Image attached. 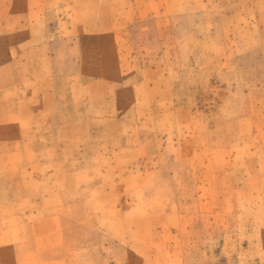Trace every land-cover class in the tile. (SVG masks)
Returning <instances> with one entry per match:
<instances>
[{
	"label": "rangeland",
	"instance_id": "374dc122",
	"mask_svg": "<svg viewBox=\"0 0 264 264\" xmlns=\"http://www.w3.org/2000/svg\"><path fill=\"white\" fill-rule=\"evenodd\" d=\"M0 264H264V0H0Z\"/></svg>",
	"mask_w": 264,
	"mask_h": 264
}]
</instances>
